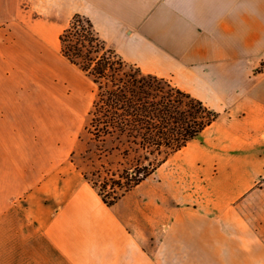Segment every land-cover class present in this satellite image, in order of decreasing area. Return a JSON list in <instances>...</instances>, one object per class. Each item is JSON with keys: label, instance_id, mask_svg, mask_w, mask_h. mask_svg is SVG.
Masks as SVG:
<instances>
[{"label": "crops", "instance_id": "0c3cea01", "mask_svg": "<svg viewBox=\"0 0 264 264\" xmlns=\"http://www.w3.org/2000/svg\"><path fill=\"white\" fill-rule=\"evenodd\" d=\"M76 14L218 113L111 207L40 145L41 122L58 137L88 115L90 78L61 56L83 77L56 83L54 112L20 97ZM0 264H264V0H0Z\"/></svg>", "mask_w": 264, "mask_h": 264}, {"label": "trees", "instance_id": "16d2710c", "mask_svg": "<svg viewBox=\"0 0 264 264\" xmlns=\"http://www.w3.org/2000/svg\"><path fill=\"white\" fill-rule=\"evenodd\" d=\"M59 52L93 83L84 131L99 156L117 153L128 167L84 179L111 207L218 117L168 80L144 74L102 41L91 21L74 15L59 34Z\"/></svg>", "mask_w": 264, "mask_h": 264}, {"label": "rangeland", "instance_id": "374dc122", "mask_svg": "<svg viewBox=\"0 0 264 264\" xmlns=\"http://www.w3.org/2000/svg\"><path fill=\"white\" fill-rule=\"evenodd\" d=\"M60 46L57 48H51L52 51L46 53L41 59L43 64L50 66L48 68L33 69L31 66L32 59L27 58L25 60L24 79L18 77L19 88L21 89L20 97L24 98L28 104V110L34 109L36 113L47 115L54 112L55 96L54 93L60 91L57 90L56 83L64 78L83 77L81 72L73 67L69 66L66 62L61 60L59 52ZM90 93H89V106L94 98L95 87L90 81ZM14 85V80L12 81ZM12 85V86H13ZM88 115L84 113L81 117L75 119H69L66 123H60L61 134L58 137L51 136L46 137L47 125L52 126L51 122H41L40 125H44L41 129L43 137L40 138V145L46 148H50L54 145H63L65 151H69V161L79 169L83 175L91 177V174L95 171H99L102 177H105L104 168L109 169L112 172L121 171L123 167H128L126 161L122 160L117 153H113L109 156H99V152L95 146V143L89 139V136L84 131V126L87 124ZM39 124V123H38ZM65 127V134L62 133V127ZM52 133H54L52 131ZM45 151V150H44ZM49 151H51L49 149Z\"/></svg>", "mask_w": 264, "mask_h": 264}]
</instances>
